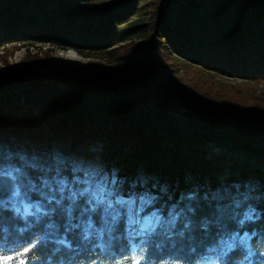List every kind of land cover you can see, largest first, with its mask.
<instances>
[{
    "label": "trees",
    "instance_id": "obj_1",
    "mask_svg": "<svg viewBox=\"0 0 264 264\" xmlns=\"http://www.w3.org/2000/svg\"><path fill=\"white\" fill-rule=\"evenodd\" d=\"M39 43L109 66L88 80L24 64L48 55L17 67L4 56L0 264H247L250 248L264 264V104L207 75L264 82V0H0V48ZM93 142L124 193L136 183L167 215L138 250L126 215L72 192L80 172L55 157L59 143ZM237 234L249 246L223 251Z\"/></svg>",
    "mask_w": 264,
    "mask_h": 264
},
{
    "label": "rangeland",
    "instance_id": "obj_2",
    "mask_svg": "<svg viewBox=\"0 0 264 264\" xmlns=\"http://www.w3.org/2000/svg\"><path fill=\"white\" fill-rule=\"evenodd\" d=\"M75 49H61L52 45L39 43L37 45H20L11 54H6L5 48H0V71H5L7 65L4 61V56L7 58V62L12 67H17L19 64L25 61V57L30 54H37L43 58L46 55L48 66L43 67L39 64H31L30 62L24 63L27 67H33L35 71H47L58 65L59 68H65L70 73L78 72V74L85 79L95 80L98 79V73L101 68H107V58H101L96 56H86L79 53L80 59H74L67 56V53ZM115 72L120 78L126 77L122 73L118 66H115ZM182 74H187V70L183 69ZM208 76L215 77L219 86L232 85L238 86L239 84H245L246 94L252 96H258L261 98V103L264 104V82H249L243 79L229 77L225 75H215L208 72ZM195 84V83H194ZM196 85V84H195ZM185 114V109L182 108V115ZM211 149L212 155H218L221 153H228L230 155L237 156L244 159V155L230 151L224 148L217 147L212 143L208 144ZM103 143L93 142L87 145L73 148L62 144H57L55 147V157L62 162H70L74 165V170L79 174H76L74 180L77 182V186L72 192L87 193L89 198L94 200L96 204L106 202L107 215L113 221L117 220L122 214L126 215V222L130 236L134 241V249L138 250L143 241L142 238L145 235L151 233L158 227H162L166 220L167 215L164 214L159 207H154L155 197L149 191H144L135 188L136 183H132L131 187L124 193L122 182L115 175L105 171V164L102 156ZM144 184L147 179L139 177ZM71 183V182H70ZM70 185H73L72 183ZM18 192V189L16 190ZM21 204V205H20ZM15 205L24 214H28L32 211L33 204L22 201V203L15 201ZM148 225L145 228V225ZM140 237H142L140 239ZM140 240H139V239ZM250 236L247 234L234 235L230 238L226 245H224L223 251L229 250L235 247L238 243L246 244L249 246ZM247 264H250L255 259V252L253 249H249ZM219 257L217 255L212 256L208 261L203 264H218Z\"/></svg>",
    "mask_w": 264,
    "mask_h": 264
},
{
    "label": "bare ground",
    "instance_id": "obj_3",
    "mask_svg": "<svg viewBox=\"0 0 264 264\" xmlns=\"http://www.w3.org/2000/svg\"><path fill=\"white\" fill-rule=\"evenodd\" d=\"M67 56L71 57V58H74V59H77V60L80 59V55L75 50H72V51L68 52Z\"/></svg>",
    "mask_w": 264,
    "mask_h": 264
},
{
    "label": "snow or ice",
    "instance_id": "obj_4",
    "mask_svg": "<svg viewBox=\"0 0 264 264\" xmlns=\"http://www.w3.org/2000/svg\"><path fill=\"white\" fill-rule=\"evenodd\" d=\"M15 194L18 195V192ZM144 227L147 228L148 225L146 224ZM0 254H6V253H4V251L2 249H0ZM142 261H143V257L139 260L133 261V264H142Z\"/></svg>",
    "mask_w": 264,
    "mask_h": 264
}]
</instances>
